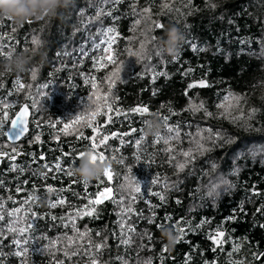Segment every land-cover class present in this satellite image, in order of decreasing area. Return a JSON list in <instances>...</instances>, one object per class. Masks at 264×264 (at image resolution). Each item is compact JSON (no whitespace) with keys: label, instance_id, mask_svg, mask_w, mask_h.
Segmentation results:
<instances>
[{"label":"trees","instance_id":"obj_1","mask_svg":"<svg viewBox=\"0 0 264 264\" xmlns=\"http://www.w3.org/2000/svg\"><path fill=\"white\" fill-rule=\"evenodd\" d=\"M176 1L0 0V264H264V0Z\"/></svg>","mask_w":264,"mask_h":264},{"label":"rangeland","instance_id":"obj_2","mask_svg":"<svg viewBox=\"0 0 264 264\" xmlns=\"http://www.w3.org/2000/svg\"><path fill=\"white\" fill-rule=\"evenodd\" d=\"M39 1V0H38ZM179 1L173 3V5H170L169 8H172V6L177 7L179 5ZM151 22H154V19L148 15L145 14L144 17L139 21L138 23V30L135 33L133 37V41H131L134 45L133 48L130 49L128 58L125 62H123L120 65H117L115 67V71L111 74V78L107 82L108 85H110L111 88H109V91L107 92V95L112 98L114 97L115 92V86H113L116 82L120 81V79H123L127 75V71L129 68H131L133 65H135L137 59L140 56V50L143 45V42L146 40ZM112 57V55H109V59ZM108 101L106 98V95L103 93L101 89L97 90L92 98V103L95 105H103ZM239 102V99H235L234 101H231L226 105L224 108L226 111H231ZM98 110V109H97ZM204 150L203 148H195L192 149V151L189 153V155L194 154L195 152H202ZM256 153H259V149L255 148L254 150ZM108 196V195H106ZM12 226L10 227V229ZM76 235V240L78 242H81L86 236H88L86 233H78L77 231H73ZM74 237H69V240L72 242Z\"/></svg>","mask_w":264,"mask_h":264},{"label":"water","instance_id":"obj_3","mask_svg":"<svg viewBox=\"0 0 264 264\" xmlns=\"http://www.w3.org/2000/svg\"><path fill=\"white\" fill-rule=\"evenodd\" d=\"M31 118V110L27 105H23L13 118L11 125L6 133L9 143L12 145L19 144L29 131V122ZM0 156V163L2 161Z\"/></svg>","mask_w":264,"mask_h":264},{"label":"built area","instance_id":"obj_4","mask_svg":"<svg viewBox=\"0 0 264 264\" xmlns=\"http://www.w3.org/2000/svg\"><path fill=\"white\" fill-rule=\"evenodd\" d=\"M27 1H29L33 7H35L36 5H38V4H39V1H38V0H27ZM30 14H32V15H33L34 13H33V12H31Z\"/></svg>","mask_w":264,"mask_h":264},{"label":"bare ground","instance_id":"obj_5","mask_svg":"<svg viewBox=\"0 0 264 264\" xmlns=\"http://www.w3.org/2000/svg\"><path fill=\"white\" fill-rule=\"evenodd\" d=\"M180 19V18H179ZM184 59V58H183ZM203 59V58H202ZM33 72V71H32ZM140 91V90H139ZM140 95V94H139ZM113 109V108H112ZM126 109V108H125ZM120 112V111H119ZM116 113V112H115ZM126 130V129H125ZM152 153V152H151ZM169 162V161H168ZM167 165V164H166ZM174 165V164H173ZM169 166V165H168ZM194 166H196V165H194ZM176 167V166H175ZM165 170V169H164ZM165 178H167V177H165ZM181 178V177H180ZM169 182H170V180H169ZM180 182V181H179ZM166 184V183H165ZM169 184V183H168ZM178 191V190H177ZM175 192V191H174ZM181 193V192H180ZM169 194V193H168ZM183 194V193H182ZM173 195V194H172ZM186 195V194H185ZM188 198V197H187ZM191 201V200H190ZM171 208V207H170ZM190 208V207H189ZM194 209V208H193ZM184 210V209H183ZM189 213V212H188ZM186 214V213H185ZM139 228V227H138ZM139 237V236H138ZM124 261V260H123ZM140 263V262H139ZM142 263V262H141Z\"/></svg>","mask_w":264,"mask_h":264}]
</instances>
